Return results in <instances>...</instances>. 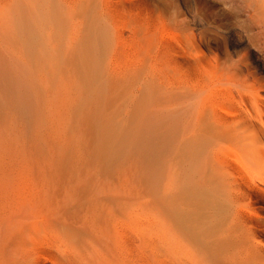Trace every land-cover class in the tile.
<instances>
[{
    "label": "rangeland",
    "instance_id": "obj_1",
    "mask_svg": "<svg viewBox=\"0 0 264 264\" xmlns=\"http://www.w3.org/2000/svg\"><path fill=\"white\" fill-rule=\"evenodd\" d=\"M58 3V18L50 9L48 42L55 52L49 51L46 64L0 66V179L37 182L24 187V192L21 189L9 200L12 203L33 197L55 201L56 188L42 186V181L114 180L140 202L146 235L140 264H159L157 179L165 177L164 169H175L179 160L186 170L192 159L190 155L186 159L188 147L165 143L160 135V78L165 75L167 82L179 88L204 89L197 100L219 111L229 109L239 97L251 110L246 100L253 79L246 74L252 73L264 84L263 21L253 19L247 9L240 15L230 0ZM181 100L170 116L174 120L183 116ZM149 149L159 159L156 166L153 160V166L148 164L147 176L144 155ZM184 169L177 173L180 177ZM183 176L180 179L185 178L187 185L188 174ZM179 186L177 203H182L187 187ZM53 254L57 262L58 255Z\"/></svg>",
    "mask_w": 264,
    "mask_h": 264
},
{
    "label": "bare ground",
    "instance_id": "obj_2",
    "mask_svg": "<svg viewBox=\"0 0 264 264\" xmlns=\"http://www.w3.org/2000/svg\"><path fill=\"white\" fill-rule=\"evenodd\" d=\"M58 2L0 0V66L46 64L49 51L55 52L49 48V17L50 9L59 17ZM230 2L240 15L247 9L248 15L264 25V0ZM246 77L253 79L246 100L252 111L242 105V97L231 102L229 109L219 111L217 106L197 100L204 89L179 88L167 82L165 75L160 78V135L165 143L188 147L186 159L189 155L192 159L186 166L188 186L185 178L180 179L186 177V170L178 165L181 160L172 161L175 157L170 162L178 163L177 167L161 172L168 173L169 177L165 173L162 176L165 183L162 177L157 179L160 190L156 195L155 238L159 264H264V84L252 73ZM179 99L183 116L174 120L170 116ZM148 151L143 153L148 158L144 165L156 166L158 155ZM183 154H178L182 160ZM149 168L141 171L147 174ZM181 169L185 172L180 177ZM176 180L187 187L182 203H177L180 189ZM46 182L39 184L56 188L52 189L58 193L55 201L31 197L12 203L9 200L21 189L24 192V187L37 182L0 179V264H140L146 235L140 202L133 199L134 195L130 197L114 180ZM53 252L58 255L57 262Z\"/></svg>",
    "mask_w": 264,
    "mask_h": 264
}]
</instances>
